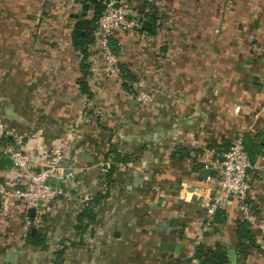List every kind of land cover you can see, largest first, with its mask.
I'll use <instances>...</instances> for the list:
<instances>
[{
  "label": "crops",
  "instance_id": "1",
  "mask_svg": "<svg viewBox=\"0 0 264 264\" xmlns=\"http://www.w3.org/2000/svg\"><path fill=\"white\" fill-rule=\"evenodd\" d=\"M82 1L0 0V121L34 153L68 147L63 175L50 179L63 193L36 237L18 204L0 214V264H198V249L264 264L261 220L233 199L202 233L232 140L264 161V0H132L149 26L117 36L116 79L90 42L88 56L76 46L94 17ZM135 88L152 101H136ZM13 173L0 158V181ZM250 176L257 214L264 199ZM241 223L255 238L246 254Z\"/></svg>",
  "mask_w": 264,
  "mask_h": 264
},
{
  "label": "built area",
  "instance_id": "2",
  "mask_svg": "<svg viewBox=\"0 0 264 264\" xmlns=\"http://www.w3.org/2000/svg\"><path fill=\"white\" fill-rule=\"evenodd\" d=\"M99 5L101 10L92 30V48L103 61L105 78L116 79L122 72V43L116 38L120 34L131 35L141 31L146 14L132 0H99ZM135 90L136 101L139 103L147 104L152 101L148 92L137 88ZM7 137L11 140L6 141ZM22 138L7 130L0 121V158L6 159L14 170L11 177L0 181V214L4 219L8 218L12 205L18 204L26 234L32 228L43 229L44 212L63 193L61 185L51 184L50 179L55 175H63L68 147L65 144L55 146L50 149L48 156H43L27 148ZM29 138L31 139V135ZM262 150L264 152V144ZM262 157H249L241 135L232 140L219 162V177L209 196L202 233L210 230L216 213L223 209L229 199H233L242 217L252 220L258 216L264 236V200L258 215L249 203V193L253 187L251 174L257 176L264 199ZM29 209L34 210L33 216L28 215ZM197 240H202V235Z\"/></svg>",
  "mask_w": 264,
  "mask_h": 264
},
{
  "label": "trees",
  "instance_id": "3",
  "mask_svg": "<svg viewBox=\"0 0 264 264\" xmlns=\"http://www.w3.org/2000/svg\"><path fill=\"white\" fill-rule=\"evenodd\" d=\"M82 3L85 5V9H88V4L93 5L94 17L88 22L82 24L81 28H78L74 33V38L77 42V47L84 56H88L89 52L85 47L90 42L93 44L92 30L93 25L100 13L99 0H83ZM87 24V26H86ZM85 31V35H82V32ZM88 42V43H87ZM83 44H86L83 46ZM252 159V157L249 155ZM218 213V212H217ZM216 213V215H217ZM215 215V216H216ZM237 238H238V248L240 249L239 254H246L247 248L250 246H255L254 234L250 233L247 229V225L244 223L239 224L237 229ZM196 258L198 259V264H228V258L226 253L221 249L215 250H206L201 251L200 249L196 250Z\"/></svg>",
  "mask_w": 264,
  "mask_h": 264
},
{
  "label": "water",
  "instance_id": "4",
  "mask_svg": "<svg viewBox=\"0 0 264 264\" xmlns=\"http://www.w3.org/2000/svg\"><path fill=\"white\" fill-rule=\"evenodd\" d=\"M148 26H149V23L147 21H144L143 24H142V29H148ZM208 175V172L206 170H202L200 171L199 173V177L201 179H204L206 176ZM28 213L30 216H33L34 215V210L33 209H29L28 210ZM176 219H172L169 223V228H171L172 226H176ZM36 229L35 228H32L31 231H30V234L32 237H36ZM166 251H169V252H174L175 249L173 248V243H166V244H163L162 246ZM228 256H229V261L231 263H234V260H235V257H234V254L232 252L228 253ZM10 257H12V255L9 253L8 254V259H10Z\"/></svg>",
  "mask_w": 264,
  "mask_h": 264
}]
</instances>
